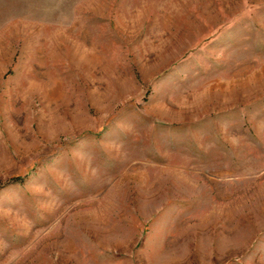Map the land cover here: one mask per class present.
<instances>
[{
    "label": "rangeland",
    "instance_id": "obj_1",
    "mask_svg": "<svg viewBox=\"0 0 264 264\" xmlns=\"http://www.w3.org/2000/svg\"><path fill=\"white\" fill-rule=\"evenodd\" d=\"M0 264H264V0H0Z\"/></svg>",
    "mask_w": 264,
    "mask_h": 264
}]
</instances>
